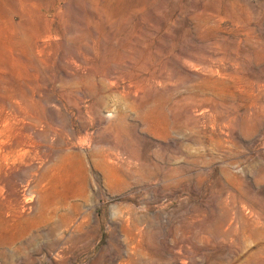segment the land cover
<instances>
[{
  "label": "rangeland",
  "instance_id": "1",
  "mask_svg": "<svg viewBox=\"0 0 264 264\" xmlns=\"http://www.w3.org/2000/svg\"><path fill=\"white\" fill-rule=\"evenodd\" d=\"M0 101V264H264V0H0Z\"/></svg>",
  "mask_w": 264,
  "mask_h": 264
},
{
  "label": "bare ground",
  "instance_id": "2",
  "mask_svg": "<svg viewBox=\"0 0 264 264\" xmlns=\"http://www.w3.org/2000/svg\"><path fill=\"white\" fill-rule=\"evenodd\" d=\"M28 127L30 128L32 126ZM4 134L6 135L5 138L7 140L4 138ZM24 134V131L19 128V125L7 120L4 121V103L0 101V172L4 169L5 184L10 178H12V176H8L7 173V168L10 166L8 163L9 160H12V164L22 162L27 155V152H29V150L26 151V148H30V146L29 144H26L27 142ZM72 157H77L80 164L84 162V158L81 154L72 152L62 157L63 163H68ZM62 166L64 165L62 164ZM62 166L59 170L62 169Z\"/></svg>",
  "mask_w": 264,
  "mask_h": 264
}]
</instances>
